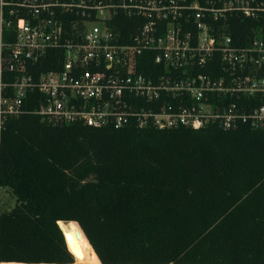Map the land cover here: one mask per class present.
I'll return each instance as SVG.
<instances>
[{
  "label": "trees",
  "instance_id": "trees-1",
  "mask_svg": "<svg viewBox=\"0 0 264 264\" xmlns=\"http://www.w3.org/2000/svg\"><path fill=\"white\" fill-rule=\"evenodd\" d=\"M135 21L121 12L110 25L128 40ZM228 23L238 43L256 24ZM13 35L3 28L5 43ZM62 58L46 54L29 73L37 79ZM37 97L2 120L1 184L15 203L0 207V264L74 263L58 221L79 224L77 260L87 264H264V128L51 124L32 112Z\"/></svg>",
  "mask_w": 264,
  "mask_h": 264
},
{
  "label": "built area",
  "instance_id": "built-area-1",
  "mask_svg": "<svg viewBox=\"0 0 264 264\" xmlns=\"http://www.w3.org/2000/svg\"><path fill=\"white\" fill-rule=\"evenodd\" d=\"M121 12L143 18L128 40L110 25ZM232 16L256 22L245 43L229 32ZM54 51L59 67L34 79L29 66ZM34 92L32 112L51 124L264 128V0H0V134Z\"/></svg>",
  "mask_w": 264,
  "mask_h": 264
},
{
  "label": "water",
  "instance_id": "water-1",
  "mask_svg": "<svg viewBox=\"0 0 264 264\" xmlns=\"http://www.w3.org/2000/svg\"><path fill=\"white\" fill-rule=\"evenodd\" d=\"M67 223H70L69 224V230H66V227L64 225ZM74 223H76L79 226V224L76 221H58L57 222L60 230L62 231V233L64 235L66 244H67L70 252L74 255L75 260H76V258L81 255V252H80L77 240H76V230H74L76 225ZM79 228H80V226H79ZM80 230H81V232H83L81 228H80Z\"/></svg>",
  "mask_w": 264,
  "mask_h": 264
},
{
  "label": "rangeland",
  "instance_id": "rangeland-1",
  "mask_svg": "<svg viewBox=\"0 0 264 264\" xmlns=\"http://www.w3.org/2000/svg\"><path fill=\"white\" fill-rule=\"evenodd\" d=\"M14 203H15V197L12 196V194L9 191L3 190L2 193L0 194V207L9 208V207H12L14 205ZM82 236H83L82 238L87 241V239L84 238L83 233H82ZM72 264H87V263L79 261L76 258L75 262Z\"/></svg>",
  "mask_w": 264,
  "mask_h": 264
}]
</instances>
